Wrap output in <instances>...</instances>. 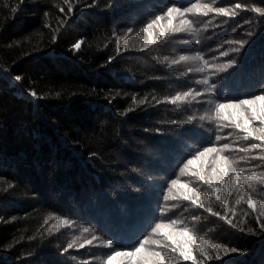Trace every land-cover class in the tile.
Wrapping results in <instances>:
<instances>
[{
  "label": "trees",
  "instance_id": "16d2710c",
  "mask_svg": "<svg viewBox=\"0 0 264 264\" xmlns=\"http://www.w3.org/2000/svg\"><path fill=\"white\" fill-rule=\"evenodd\" d=\"M70 2L71 12L64 0H0V264H103L111 251L102 246L108 239L120 246L117 250L130 247L158 218L182 220L190 235L217 245L210 251L212 260L197 254L203 264H264V229L256 222L264 204V161L259 159L264 151H240L258 141L244 140L243 132L218 122L222 140L217 147L230 144L224 154L233 168L244 169L237 177L243 180L241 192L228 193V177L218 201L208 185L179 171L196 149L215 142L207 122L181 123L211 105L165 102L189 87L204 90L195 83L201 74L188 72L203 67V61L172 63L196 52L216 66L236 61L219 73V94H259L264 16L251 9L264 8V0ZM194 3L245 7L232 18L214 11L204 15L203 8L186 13L188 33L171 34L147 49L146 41L135 40L148 39L140 29L168 7ZM237 40L245 43H228ZM77 41L83 42L78 51L72 48ZM33 90L37 98L30 95ZM253 171L260 179L249 181ZM172 179L207 196L200 202L220 216L182 198L164 201ZM243 194L258 203L253 208L236 204ZM223 200L235 212L227 213L235 228L220 218L226 213ZM173 203L178 207L161 216L158 209ZM93 236L92 245L86 244ZM69 243L74 247L63 252Z\"/></svg>",
  "mask_w": 264,
  "mask_h": 264
},
{
  "label": "snow or ice",
  "instance_id": "6c2138e0",
  "mask_svg": "<svg viewBox=\"0 0 264 264\" xmlns=\"http://www.w3.org/2000/svg\"><path fill=\"white\" fill-rule=\"evenodd\" d=\"M65 4H68L69 12L72 11V4L70 0H64ZM95 3V0H93ZM57 7H60L57 5ZM245 5L235 4L233 9L225 7H215L212 8L208 5H200L199 3L191 4L190 7H177L175 4L166 9V12L160 15H156L150 22L146 23L140 31L142 33L148 34V39L144 44V48L147 49L150 45L156 44L158 41L165 40L171 34H185L189 32L191 27V21L185 17L186 13L193 11H200L201 8L204 9L203 14L207 15L208 12L214 11L218 15H224L226 17L232 18L238 15L237 9H244ZM12 12H17L18 9L13 8ZM63 11V8H61ZM251 11L259 13L264 16V8L253 7ZM47 15V13H45ZM248 23V21H245ZM155 35H153V31ZM129 32L133 29L129 28ZM56 36H53V43H55ZM82 41H77L72 45L74 50H79L82 46ZM192 43L198 44L199 41H192ZM228 43H236L243 45L245 41H230ZM117 48L119 49V44L117 43ZM234 51H239V48L234 49ZM119 54V51H118ZM221 56H227V52H220ZM114 59L110 57L109 61ZM190 61H203V67H198L195 69L189 68L188 72L196 71L201 74V78L196 80L195 83L203 86V91H196L192 87H189L187 91L177 92L174 96L167 98L165 102H170L172 105H177L178 102H183L189 108L193 104L201 105H211L203 115L199 117L192 115L189 116L186 121L181 123L193 124L197 121L207 122L209 127L208 132L213 133L214 141H209L211 146L203 147L202 150L196 149L195 154L191 155L190 159H187L183 166L180 167L179 171L182 174H191L197 177L199 181L203 184L208 185L210 189H213L216 194V200H221V189L225 185V180L231 177V186L227 188L229 194L234 190L237 193L241 192L239 187L243 184V180L237 177L244 173V169L233 168V162L230 161L229 156L225 155V151L230 149V144L223 143L221 146L217 147V142L222 140V137L216 132L221 130V125L218 122H223L222 127H234L244 133L243 139L249 140L254 139L258 143H251L248 148L240 149L242 152H249L250 150L261 149L264 151V88L259 89V94H253L248 98L234 97L231 95H221L218 93V88L222 87L218 80L223 79L219 76L220 72L227 71V69L232 68L236 64L235 60H229L227 64L216 66L209 64L208 61L203 59L200 52H196L194 55H181L178 60H173V64H179L182 62ZM218 68V70H217ZM188 73H181V76H186ZM214 78H218L215 79ZM16 81H20L22 77L16 76L14 78ZM33 98H37V93L33 90L30 92ZM207 97V99H205ZM214 98V99H213ZM161 103V101H157ZM171 123L176 124L177 121H171ZM199 131V128L194 129ZM159 131V129H157ZM231 135V133L229 134ZM256 157H253L255 159ZM244 160V157H240ZM259 159L264 161V154L259 156ZM264 176V173L261 174ZM257 176L255 171L248 174V179ZM244 195H239L236 199V204H240L242 201L248 205L249 208H253L258 201H255L248 196L245 200ZM183 201H190L192 205L200 209H205L208 213L214 216H220L219 212H213L211 206L206 208L205 203L200 202L201 198L205 201L208 200L207 196H203L202 193L197 191L195 188L189 187L186 183L182 184L177 179H172L168 185V191L163 194L164 201H175L181 199ZM222 203L225 206L226 213L222 220H225L228 225L235 228L237 225L233 223V220L229 218L227 213H232L235 216V212L228 207L229 201L223 200ZM178 205L173 203L170 206L165 205L163 208H159L158 212L161 216H164L166 212H170L177 208ZM260 212L256 216V222L259 224L261 229H264V204H260ZM193 221L200 220L199 216H193L191 218ZM58 227V226H57ZM150 232L146 231V234H142V238H137L135 243L130 247H124L121 250H117L120 246L114 243L113 239H108L106 243L102 246L107 247L111 251L106 257L103 264H177L178 261H192L193 264H203V260L197 259V254L206 260H212L213 257L210 255V251H214L217 245L213 244L208 239H201L197 236L189 234V229L184 225V221L176 219H168L165 222L164 219L158 218L154 225H150ZM244 229L241 228L240 231ZM85 232L89 229H84ZM252 231V229H249ZM158 237V238H154ZM97 237L93 236L92 240H88L85 243L92 245L93 240ZM84 244H80V248H84ZM74 247L73 243H69L67 247L63 248V252L67 253L69 249ZM167 249V251H164ZM231 252L235 253L238 251L236 248H231ZM219 259V256L216 257ZM96 259H99L97 257ZM85 264H92L91 261H86Z\"/></svg>",
  "mask_w": 264,
  "mask_h": 264
},
{
  "label": "rangeland",
  "instance_id": "374dc122",
  "mask_svg": "<svg viewBox=\"0 0 264 264\" xmlns=\"http://www.w3.org/2000/svg\"><path fill=\"white\" fill-rule=\"evenodd\" d=\"M127 32V31H126ZM153 35H155V33L153 34ZM135 40L138 42V43H140V42H143V41H147V38H135Z\"/></svg>",
  "mask_w": 264,
  "mask_h": 264
}]
</instances>
